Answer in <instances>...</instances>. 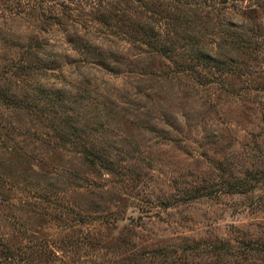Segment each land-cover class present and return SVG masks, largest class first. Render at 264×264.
<instances>
[{
    "label": "rangeland",
    "instance_id": "rangeland-1",
    "mask_svg": "<svg viewBox=\"0 0 264 264\" xmlns=\"http://www.w3.org/2000/svg\"><path fill=\"white\" fill-rule=\"evenodd\" d=\"M0 264H264V0H0Z\"/></svg>",
    "mask_w": 264,
    "mask_h": 264
}]
</instances>
